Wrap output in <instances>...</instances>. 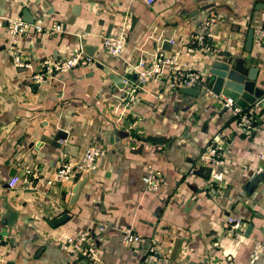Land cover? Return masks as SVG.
I'll return each instance as SVG.
<instances>
[{
    "label": "crops",
    "instance_id": "crops-1",
    "mask_svg": "<svg viewBox=\"0 0 264 264\" xmlns=\"http://www.w3.org/2000/svg\"><path fill=\"white\" fill-rule=\"evenodd\" d=\"M257 2L262 0H156L150 6L144 0H0V264H89L67 244L85 231L95 235L98 264H143L149 239L163 253L171 245L154 264H248L254 244L264 246V179L250 191L245 188L262 168L264 98L251 106L261 116L257 130L249 133L234 127L217 96L203 86L198 97L190 98L169 91L157 78L137 90L133 103L120 99L136 84L130 68L135 72L136 62L148 60L157 46L176 67L183 66L209 10L217 19L213 47L249 57L248 65L260 68L258 85L264 88V41L254 39L250 54L244 52L248 29L264 24ZM23 12L32 18L31 28L11 37L7 20L23 21ZM57 25L59 31L34 29ZM119 28L126 44L121 54L111 56L103 39ZM13 47L31 69L13 65ZM83 50L93 53L88 56L93 63L41 82L31 79L44 60L87 56ZM210 55L201 62L205 73ZM97 64L121 76L126 87L118 88ZM59 130L64 135L60 143L77 148L75 157L67 155L75 162L92 145L106 152L92 172L74 171L71 181L49 186L47 180L66 154L38 143ZM117 131L129 136L119 137ZM146 136L166 142H146ZM214 137L222 142L218 170L223 181L211 192L209 179L190 170L207 176L206 149ZM151 171L162 177L155 192L145 189ZM10 174L18 177L13 188ZM84 175L71 202L73 187ZM8 209L16 212L10 222ZM228 216L242 220L247 235L234 237ZM125 228L145 241L123 246ZM175 242L179 248L173 254Z\"/></svg>",
    "mask_w": 264,
    "mask_h": 264
},
{
    "label": "built area",
    "instance_id": "built-area-1",
    "mask_svg": "<svg viewBox=\"0 0 264 264\" xmlns=\"http://www.w3.org/2000/svg\"><path fill=\"white\" fill-rule=\"evenodd\" d=\"M156 0H144L147 6L152 5ZM217 22L215 13L209 10L207 17L201 23V26L192 36V48L187 54V61L181 67H176L175 60L172 57L166 56L161 46H157L150 54L148 60L146 58L139 59L134 71L137 74V83L132 85L128 90L124 91L120 99L123 104H131L136 99L137 90L147 83L149 80L164 79L167 81L169 90H178L179 88H197L203 84L205 78V71L201 62L209 54L217 53V49L213 47V28ZM31 25L19 19H8L7 30L11 37L23 36L28 33ZM36 32L44 31H59V25L50 28H42L34 26ZM255 40L260 43L264 41V24L254 30ZM14 40V39H13ZM126 44L124 29L119 28L117 33L103 39V47L111 56H118L124 50ZM211 56V55H210ZM12 63L15 67L31 69V64L23 59L20 51L12 48ZM93 63V59L78 54L65 61L55 62L50 59L43 61L37 71L31 72V79L35 82H41L45 78L52 76L53 73H65L73 68L79 66H87ZM32 71V70H31ZM219 105L223 111L228 112L233 119L234 127L242 132H251L257 130L258 122L261 116L260 111L256 107H249L242 110L231 99L225 97H216ZM222 142L218 137H214L207 145V162L210 168L209 187L211 192L217 190V184L223 181V175L218 170V167L223 164V150ZM106 149L99 145H92L86 148L79 161L75 162L67 155L61 156L57 167L52 175V178L47 180V185L52 186L57 183H66L71 181L72 173L77 171L79 173H90L95 169L97 160L103 156ZM193 170H190L192 173ZM26 176H24V180ZM161 173L158 171H151L145 178V189L155 192L159 189L161 184ZM18 181L15 175L9 182L8 186L13 188ZM27 187L29 182L27 178ZM229 231L236 238H242L244 235L245 224L242 220L235 217L228 216L226 219ZM102 229V228H101ZM120 241L123 246H130L133 244L140 245L145 239L130 228H125L120 232ZM95 235L91 231H85L74 239H68L67 244L80 256L87 258L89 264H98L94 253ZM154 239H149V247L147 254L144 257L143 264H154L160 258L165 257L169 252L171 245L168 247L166 253L160 252ZM160 256V258H159ZM264 259V246L261 243H255L250 256L248 264H254L259 259ZM101 264V263H99Z\"/></svg>",
    "mask_w": 264,
    "mask_h": 264
},
{
    "label": "water",
    "instance_id": "water-1",
    "mask_svg": "<svg viewBox=\"0 0 264 264\" xmlns=\"http://www.w3.org/2000/svg\"><path fill=\"white\" fill-rule=\"evenodd\" d=\"M255 10H264V0L255 4ZM23 21L26 23H32V18H29V15H27L26 12H23ZM254 39V29L249 28L244 44V52L246 54H250ZM167 44L168 42L165 40L163 42V46ZM83 52L85 53L86 51L83 50ZM85 54H87V56L93 57V53H90L88 51ZM209 58H211L209 59L210 62L205 65L206 77L204 78L203 84L197 88H179V94L190 98H196L198 97L203 86L206 89L210 90L211 93L217 97L222 96L231 99L242 110H245L252 105L257 104L258 101L264 98V88L258 85V75L260 68L248 65L250 60L249 57H246L245 55L239 56L230 54L229 52L218 51L216 54L211 55ZM97 67L101 69L107 75L109 80H111V82H113L118 88L122 90L126 87V84L123 82V78L121 76L115 74L110 69L105 68L100 64H97ZM129 72L131 73L130 81L133 83H137V74L135 72H132V68H130ZM116 133L119 137L122 138L129 136V134L124 131H117ZM63 138V132L59 130L56 131L53 135L41 136L39 138L38 145H40L41 147L43 144H50L57 149H62L63 154L75 157L74 150L77 151V148L68 143H64L62 145L60 143V140H62ZM144 140L153 144L166 142V139L164 137L155 136H146ZM206 171L208 173L207 176H203L196 171H193L192 174L199 175L208 180L210 168H206ZM14 176L15 174H10V177L13 178ZM86 179L87 175H84L83 178H81L74 185L72 190L71 202H73L77 197V194ZM262 179H264V154L262 156V168L259 169V171L254 172L248 179L245 186L246 190H252ZM8 212V220L10 222L15 218L16 212L10 209H8ZM54 222H57V220H55ZM248 231L249 228H246L244 235H247ZM178 248L179 244L175 242V244L173 245L172 253L175 254Z\"/></svg>",
    "mask_w": 264,
    "mask_h": 264
},
{
    "label": "rangeland",
    "instance_id": "rangeland-1",
    "mask_svg": "<svg viewBox=\"0 0 264 264\" xmlns=\"http://www.w3.org/2000/svg\"><path fill=\"white\" fill-rule=\"evenodd\" d=\"M60 62V61H59ZM163 84L166 86V88L169 90V88H168V86H167V81H164L163 82ZM169 91H171V90H169ZM175 90H173V92H174ZM126 105H128V104H126ZM259 126H257V128H258Z\"/></svg>",
    "mask_w": 264,
    "mask_h": 264
}]
</instances>
